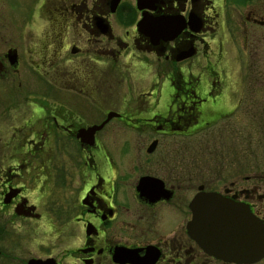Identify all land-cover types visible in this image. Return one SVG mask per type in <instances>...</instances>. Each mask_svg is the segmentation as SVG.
Wrapping results in <instances>:
<instances>
[{"label": "flooded vegetation", "instance_id": "af4514ba", "mask_svg": "<svg viewBox=\"0 0 264 264\" xmlns=\"http://www.w3.org/2000/svg\"><path fill=\"white\" fill-rule=\"evenodd\" d=\"M260 55L264 0H0V264H264L194 231L205 193L264 225L262 172L194 143L264 122Z\"/></svg>", "mask_w": 264, "mask_h": 264}, {"label": "water", "instance_id": "95a60500", "mask_svg": "<svg viewBox=\"0 0 264 264\" xmlns=\"http://www.w3.org/2000/svg\"><path fill=\"white\" fill-rule=\"evenodd\" d=\"M113 115L114 112H107L100 124L88 129L100 128ZM194 231L204 245H211L222 254L238 256L240 251L245 253V259H227L230 261L253 262L257 260L253 258L264 254V225L247 206L217 193L194 197Z\"/></svg>", "mask_w": 264, "mask_h": 264}, {"label": "rangeland", "instance_id": "374dc122", "mask_svg": "<svg viewBox=\"0 0 264 264\" xmlns=\"http://www.w3.org/2000/svg\"><path fill=\"white\" fill-rule=\"evenodd\" d=\"M255 64H259L260 69H258V71H253L254 69H252L251 71L247 70V72L245 73L246 79L247 81L259 79V81L262 80L263 82H260V84L256 82H253L251 84L247 83V87L249 89H247V93L243 94V96L251 95L256 99L261 100L264 99V55L257 56V58L255 59ZM237 66L238 65H235V67ZM244 67L245 66L242 65L240 66V73L244 72ZM228 69L230 70L232 75L235 73L232 67H230V65L227 63V70ZM128 90L131 92L132 88H129ZM236 95H238V93H236ZM117 103H114L111 106L112 109L119 110L121 105L119 106V104ZM106 106V104H103L104 108ZM263 121L264 120H262V122ZM118 125L119 131L122 130L123 127L121 126V124L118 123ZM114 126L117 127V124ZM246 130L247 134L245 141H240L238 136L228 135L225 132L223 134L211 135L208 134V131H204L198 135H194V143H201V145L211 144L213 147H211L210 149H213L217 159H222L225 162L231 160H240L241 163H245V171L248 175L257 173L259 171H261L264 175V122L259 124L255 121L250 122L249 120H246ZM131 138L133 139L134 143H145V136L136 135L134 133H131L130 131H126V133L120 131L117 136L116 143L129 142ZM240 144H244L242 146V148L245 149L243 152L238 151ZM219 150L222 151V154H219V152H217ZM203 151L205 152L206 150L204 149Z\"/></svg>", "mask_w": 264, "mask_h": 264}]
</instances>
